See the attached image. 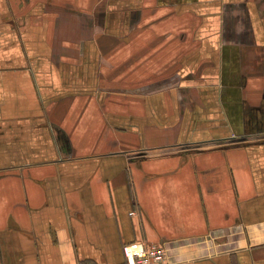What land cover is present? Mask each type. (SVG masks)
I'll use <instances>...</instances> for the list:
<instances>
[{
    "label": "crops",
    "instance_id": "obj_1",
    "mask_svg": "<svg viewBox=\"0 0 264 264\" xmlns=\"http://www.w3.org/2000/svg\"><path fill=\"white\" fill-rule=\"evenodd\" d=\"M264 264V0H0V264Z\"/></svg>",
    "mask_w": 264,
    "mask_h": 264
},
{
    "label": "built area",
    "instance_id": "obj_2",
    "mask_svg": "<svg viewBox=\"0 0 264 264\" xmlns=\"http://www.w3.org/2000/svg\"><path fill=\"white\" fill-rule=\"evenodd\" d=\"M123 250L127 264H171L166 250L156 244L133 243Z\"/></svg>",
    "mask_w": 264,
    "mask_h": 264
}]
</instances>
